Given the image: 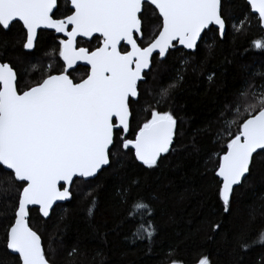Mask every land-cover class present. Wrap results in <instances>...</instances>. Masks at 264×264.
Here are the masks:
<instances>
[{
    "label": "snow or ice",
    "instance_id": "1",
    "mask_svg": "<svg viewBox=\"0 0 264 264\" xmlns=\"http://www.w3.org/2000/svg\"><path fill=\"white\" fill-rule=\"evenodd\" d=\"M251 19L264 30V0L243 7L237 0H0V264H55L54 245L69 225L60 218L47 249L40 226L63 202H84L89 227L100 235L95 216L105 176L114 178L106 191L116 228L132 225L125 239L153 252L158 197L144 177L175 151L176 89L229 40L248 54L237 41L247 38ZM49 34L55 43L45 47ZM9 48L14 59L6 58ZM251 48L264 56V36ZM215 76L207 75L210 84ZM230 96L209 137L203 179L216 211L207 228L228 235L240 264L257 248L253 264H264V227L254 237L250 231L255 205L247 220L229 225L264 165V66ZM78 252L74 246L67 256ZM175 252L170 247L160 264H215L203 252L192 261Z\"/></svg>",
    "mask_w": 264,
    "mask_h": 264
},
{
    "label": "trees",
    "instance_id": "2",
    "mask_svg": "<svg viewBox=\"0 0 264 264\" xmlns=\"http://www.w3.org/2000/svg\"><path fill=\"white\" fill-rule=\"evenodd\" d=\"M237 4L243 7L244 0H237ZM15 33L16 30L8 39ZM262 36L263 31L256 19H251L247 38L237 41V45L249 49L248 54L240 55L239 48L229 40L200 69L196 72L189 70L183 85L176 89L172 110L180 118V133L176 138L175 151L158 170L144 177L147 192L158 197L154 210L160 225V235L154 251L149 253L145 244H131L125 239L132 225L116 228L119 219L113 214L109 193L106 191L112 187L114 178L105 176L101 177L104 188L99 193L100 210L95 216V224L98 227L103 225L100 227V235L89 227L87 207L81 201L64 204L57 209V216L51 223L40 226L47 249L50 234L60 218L63 217V222L69 225L54 245L56 251L52 259L55 264H99L101 260L104 264H160L161 257L170 247L176 249L174 256L189 261L203 252L209 254L215 264H240L241 254L230 243L228 235H213L207 228L209 214L215 212L216 207L203 173L207 153L213 147L209 137L213 134L220 106L231 98L230 94L249 71H259L264 66V56L251 48V41ZM54 43L51 34L45 36V47ZM8 53L6 58L14 59L15 51L12 48L8 49ZM229 60L232 63H228ZM213 71L216 76L210 84L206 77ZM260 196H264V165L258 163L251 187L242 197L240 214L233 217L229 225L235 227L247 220L250 207L255 205L257 218L250 229L254 237L264 227V216L260 214ZM104 232L108 233L107 243L102 239ZM74 246H78L80 252L86 255L81 256L78 252L74 257H68V251ZM97 252L103 255L93 260ZM260 252L261 249L257 248L250 255L244 256V264H253Z\"/></svg>",
    "mask_w": 264,
    "mask_h": 264
},
{
    "label": "water",
    "instance_id": "3",
    "mask_svg": "<svg viewBox=\"0 0 264 264\" xmlns=\"http://www.w3.org/2000/svg\"><path fill=\"white\" fill-rule=\"evenodd\" d=\"M263 31H264V30H263ZM66 203H68V202H63V205L66 204Z\"/></svg>",
    "mask_w": 264,
    "mask_h": 264
},
{
    "label": "flooded vegetation",
    "instance_id": "4",
    "mask_svg": "<svg viewBox=\"0 0 264 264\" xmlns=\"http://www.w3.org/2000/svg\"><path fill=\"white\" fill-rule=\"evenodd\" d=\"M263 31V30H262ZM263 34H264V31H263Z\"/></svg>",
    "mask_w": 264,
    "mask_h": 264
}]
</instances>
